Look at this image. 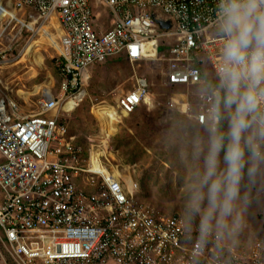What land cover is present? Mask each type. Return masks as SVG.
<instances>
[{
    "label": "built area",
    "instance_id": "1",
    "mask_svg": "<svg viewBox=\"0 0 264 264\" xmlns=\"http://www.w3.org/2000/svg\"><path fill=\"white\" fill-rule=\"evenodd\" d=\"M215 3L0 0V14H14L9 24L35 31L57 18L64 31L62 97L44 92L38 111L29 113L0 91V264H264V235L246 250L222 247L214 231L190 229L182 215L140 200L138 182L109 162L110 128L155 104L145 77L136 78L133 91L116 94L114 106H94L109 134L103 130L100 146L85 152L65 118L86 97L80 85L89 67L121 55L132 64L153 59L161 41L166 85L175 93L203 89L193 101L187 96L181 113L205 128V89L217 82L220 63ZM178 101L170 98L168 110Z\"/></svg>",
    "mask_w": 264,
    "mask_h": 264
},
{
    "label": "rangeland",
    "instance_id": "2",
    "mask_svg": "<svg viewBox=\"0 0 264 264\" xmlns=\"http://www.w3.org/2000/svg\"><path fill=\"white\" fill-rule=\"evenodd\" d=\"M20 17L28 20L24 14ZM9 22V18H0V91L12 90L15 96H20L24 112H37L44 92L62 97L64 77L60 65L64 57L57 51L61 41V36L57 35V32L61 33L60 25L53 19L43 26V30L30 31L20 23ZM6 25L9 27L2 35ZM31 45L35 51L28 53ZM158 45L159 54L153 59L132 64L121 57L89 67L80 85L86 97L65 118L69 134L85 152L100 146L105 141L102 136L105 125L94 106H114L116 94L133 91L136 78L145 77L155 104L153 107L141 106L115 127L109 141L112 152L109 162L124 176H132L138 182L140 200L166 214L182 215L190 229H197L200 216L189 220L185 215V204L193 167L190 141L197 134L206 135L205 128L198 127L186 114L168 111L166 105L173 98L180 99L184 106L188 95L193 101L203 89H180L175 93L169 88L164 78L167 62L161 60L164 45L161 41ZM164 55L168 57L167 52ZM224 127L226 129V122ZM81 186L87 190L86 186ZM237 213L240 223L234 226L233 218ZM228 225L225 230L213 228L219 235L220 245L228 249L246 250L252 240L264 235V164L251 179L245 166L241 200L233 217L228 218ZM260 227L261 233L257 236ZM207 240L212 241V238Z\"/></svg>",
    "mask_w": 264,
    "mask_h": 264
},
{
    "label": "clouds",
    "instance_id": "3",
    "mask_svg": "<svg viewBox=\"0 0 264 264\" xmlns=\"http://www.w3.org/2000/svg\"><path fill=\"white\" fill-rule=\"evenodd\" d=\"M214 7L220 63L217 82L205 89L206 135L190 141L185 204L189 220L200 216L205 235L228 228L245 166L251 179L264 164V0H216ZM239 223L237 213L233 224Z\"/></svg>",
    "mask_w": 264,
    "mask_h": 264
},
{
    "label": "crops",
    "instance_id": "4",
    "mask_svg": "<svg viewBox=\"0 0 264 264\" xmlns=\"http://www.w3.org/2000/svg\"><path fill=\"white\" fill-rule=\"evenodd\" d=\"M101 11H103L104 12V14H108V12H109V10H107V9H101ZM53 19H56L57 21H58V19L57 18H52V19H50L49 20V22H45V23H41V24H39V25H34V27H37V28H35L36 30H38V29H40V30H43L44 29V25L45 24H49L50 22H52V20ZM58 25H60L59 24V22H58ZM46 27V26H45ZM59 28H60V32L61 33H58L57 32V35L58 36H61L60 38H61V41H60V45H58L59 46V49L57 50V51H59L60 53V55L62 56V46H61V44H62V37L64 36V31L61 29V27L59 26ZM58 44V43H57ZM121 57H123V58H125L126 59V57H125V55H121V56H118V57H115V58H121ZM115 58H113V59H115ZM110 60H112V59H110ZM110 60H108V61H110ZM94 66V65H93ZM88 70V69H87ZM87 70L84 72L85 74H87L88 72H87ZM88 78V77H87ZM5 93L9 96V98L10 99H12V100H14V101H16L19 105H21L20 104V96H19V98L17 97V96H15L14 94H13V91L12 90H10V89H7L6 91H5ZM31 95H33V94H31ZM23 97V96H22ZM74 112V111H73ZM259 226H261V224H259ZM258 226V227H259ZM262 227H260L259 229H258V231L256 232V234H257V236L258 235H260V233L261 232H259L260 231V229H261ZM252 232H254V231H252ZM251 233V232H250ZM249 235V234H248ZM262 236V235H261ZM260 237V236H259Z\"/></svg>",
    "mask_w": 264,
    "mask_h": 264
},
{
    "label": "bare ground",
    "instance_id": "5",
    "mask_svg": "<svg viewBox=\"0 0 264 264\" xmlns=\"http://www.w3.org/2000/svg\"><path fill=\"white\" fill-rule=\"evenodd\" d=\"M13 17H14V14L13 13H11V12H9V11H6V12H4V13H2V14H0V18H9V19H13ZM32 30V29H31ZM33 31V30H32ZM38 48V47H37ZM32 50H33V46L31 45L30 47H29V49H28V53H31L32 52ZM37 50V49H36ZM33 51H35V50H33ZM38 51V50H37ZM37 53V52H36ZM38 55V54H37ZM35 56V55H34ZM43 58V57H42ZM40 60V59H39ZM41 62V61H40ZM39 65V64H38ZM40 65H41V63H40ZM74 104H75V102L73 101V100H71L70 102H69V104L67 105V108L68 109H71V108H73V106H74ZM102 113V112H101ZM103 115H107L108 116V123L109 124H111V121L109 120V115H110V113L108 112V111H103V113H102ZM110 131L111 132H113L114 131V129L113 128H110ZM104 133L105 134H107L106 133V131L104 130ZM107 135H109V134H107ZM96 167V166H95ZM96 169H98V170H100V168H96Z\"/></svg>",
    "mask_w": 264,
    "mask_h": 264
},
{
    "label": "trees",
    "instance_id": "6",
    "mask_svg": "<svg viewBox=\"0 0 264 264\" xmlns=\"http://www.w3.org/2000/svg\"><path fill=\"white\" fill-rule=\"evenodd\" d=\"M143 106H144V105H143ZM182 110H183V107H182V105H181V102L178 101V102L175 104L174 111H172V112L180 114V113L182 112ZM168 111H169V110H168ZM77 145H78V144H77Z\"/></svg>",
    "mask_w": 264,
    "mask_h": 264
},
{
    "label": "water",
    "instance_id": "7",
    "mask_svg": "<svg viewBox=\"0 0 264 264\" xmlns=\"http://www.w3.org/2000/svg\"><path fill=\"white\" fill-rule=\"evenodd\" d=\"M162 25V24H161ZM163 27H165V28H168L169 27V25L168 24H164V26Z\"/></svg>",
    "mask_w": 264,
    "mask_h": 264
}]
</instances>
